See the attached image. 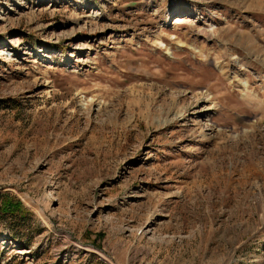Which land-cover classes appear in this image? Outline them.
<instances>
[{"label":"rangeland","instance_id":"374dc122","mask_svg":"<svg viewBox=\"0 0 264 264\" xmlns=\"http://www.w3.org/2000/svg\"><path fill=\"white\" fill-rule=\"evenodd\" d=\"M0 264H264V0H0Z\"/></svg>","mask_w":264,"mask_h":264},{"label":"trees","instance_id":"16d2710c","mask_svg":"<svg viewBox=\"0 0 264 264\" xmlns=\"http://www.w3.org/2000/svg\"><path fill=\"white\" fill-rule=\"evenodd\" d=\"M26 209L21 201L10 194L0 195V216L21 220L26 217Z\"/></svg>","mask_w":264,"mask_h":264}]
</instances>
